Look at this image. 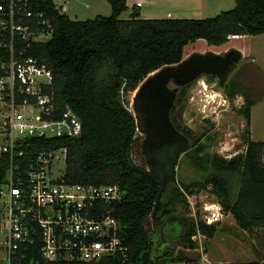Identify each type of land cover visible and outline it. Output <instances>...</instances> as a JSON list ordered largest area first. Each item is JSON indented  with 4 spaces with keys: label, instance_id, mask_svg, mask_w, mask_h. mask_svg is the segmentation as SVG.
Wrapping results in <instances>:
<instances>
[{
    "label": "trees",
    "instance_id": "obj_1",
    "mask_svg": "<svg viewBox=\"0 0 264 264\" xmlns=\"http://www.w3.org/2000/svg\"><path fill=\"white\" fill-rule=\"evenodd\" d=\"M109 3L110 15L86 20L60 14L51 0H37L33 4L34 10L45 11L51 17L52 32L46 41L32 43L28 52L52 71V83L46 92L60 109L71 108L82 124L78 137L39 138L33 142L37 149L67 147L64 173L67 182L119 185L122 196L109 207L120 222L129 258L122 261L104 257L94 262L51 264L192 262L194 258L185 253V249L196 248L191 237L197 232L213 237L215 225L195 221L193 217L180 220L177 242L170 247L163 230L147 229V218L158 198L175 212L179 207L188 208L187 195L209 186L221 208L233 215L242 230L259 228L264 234V140L255 141L247 136L245 151L227 159L204 151L203 133L193 137L184 159L202 176L174 179L162 188L151 169L135 164L131 157L138 130L125 98L148 74L181 62L189 42L204 39L217 46L233 36L264 33V0H235L233 8L201 19H140L136 10L129 18H120L128 8L127 0H109ZM232 50L241 57L238 50ZM6 55L0 49V57ZM105 64H110L113 72L100 84L97 74ZM187 87L188 84L183 87L177 103L184 99ZM224 91L228 97L238 92L244 94L240 111L245 117L247 134L251 107L256 101L234 81L225 85ZM8 165L7 154L1 153L0 184ZM175 246L180 247L175 250Z\"/></svg>",
    "mask_w": 264,
    "mask_h": 264
},
{
    "label": "built area",
    "instance_id": "obj_2",
    "mask_svg": "<svg viewBox=\"0 0 264 264\" xmlns=\"http://www.w3.org/2000/svg\"><path fill=\"white\" fill-rule=\"evenodd\" d=\"M36 1L0 0V49L7 54L0 57V154L9 158L0 184V264L125 261L129 247L109 207L122 196L119 185L67 182V147L37 149L33 142L82 132L71 108L60 109L46 92L50 68L28 52L52 32L51 17L32 8ZM66 2L51 0L60 14Z\"/></svg>",
    "mask_w": 264,
    "mask_h": 264
},
{
    "label": "rangeland",
    "instance_id": "obj_3",
    "mask_svg": "<svg viewBox=\"0 0 264 264\" xmlns=\"http://www.w3.org/2000/svg\"><path fill=\"white\" fill-rule=\"evenodd\" d=\"M136 1L127 0V11L136 10L140 19L208 18L235 5V0H138L142 6L136 7L134 6ZM66 5L67 15L74 20L94 19L97 15L108 16L111 13L109 0H67ZM127 11H124L120 18H127L129 15ZM167 13L170 16L167 17ZM232 49L238 50L241 57L231 64L224 82L219 83L218 77L202 72L189 82L184 100L175 104L173 114L176 124L191 136L189 137L191 141L193 137L203 133L201 142L204 144V151L211 155L219 154L227 159L245 151L247 136L255 141L264 140V33L244 35L241 38L233 36L217 46L208 44L204 39H197L186 44L183 53L184 60L193 54L221 55ZM112 72L113 67L105 64L98 71L97 82L104 83ZM147 77L136 89L125 94L133 114L134 96ZM231 81L238 83L256 101L251 107L247 134L245 117L240 111L245 101L244 94L238 92L228 97L224 91L225 85ZM203 82L207 87H204ZM143 137L144 135L138 131L131 157L135 164L149 168L141 148ZM175 172V180L197 179L202 176L184 159L183 155ZM186 198L189 205L187 209L176 208L173 214L162 219L159 227L149 216L147 229L150 232L163 230L165 241L170 247L177 242L175 236L181 228L179 221L188 217L203 222L207 217H212L215 219L212 224L215 225L216 232L213 237L196 233L193 239L191 237L196 248L185 249L186 255L194 258V261L182 260L172 264H251L253 262L264 264V234L261 229L242 230L235 223L233 215L221 208L219 199L210 191V186L205 190L196 189L194 194H189ZM207 206L212 208L206 209ZM179 247L175 246L174 249L177 250Z\"/></svg>",
    "mask_w": 264,
    "mask_h": 264
},
{
    "label": "water",
    "instance_id": "obj_4",
    "mask_svg": "<svg viewBox=\"0 0 264 264\" xmlns=\"http://www.w3.org/2000/svg\"><path fill=\"white\" fill-rule=\"evenodd\" d=\"M195 56L196 54H193L190 58L182 60L178 64L164 66L160 70L153 73L139 86L133 99L134 116L137 123V130L146 132L149 139L156 138V142H164V134L171 128L168 111L174 99V91H169L164 87L168 77L172 76V74H178L180 79L176 78L175 80L179 79L185 83L190 82L202 72H206V70L201 67L196 69L197 66L195 65L186 66L191 58ZM237 59H239V57H237ZM232 63L233 61L231 62V60L217 59L216 65H219L222 70V73H220L221 83L224 82L227 74L229 73ZM197 65L202 66L206 65V63L199 62ZM143 90H146L148 93L146 96L142 95ZM186 149L187 146H184L180 149H170L169 153L172 155H177L180 151H184ZM174 164V160L166 163L152 164L151 171L159 179L162 188L165 187V174L173 173ZM160 208L161 202L158 198L154 207V211H157ZM169 211L170 209H166L161 213V215Z\"/></svg>",
    "mask_w": 264,
    "mask_h": 264
},
{
    "label": "flooded vegetation",
    "instance_id": "obj_5",
    "mask_svg": "<svg viewBox=\"0 0 264 264\" xmlns=\"http://www.w3.org/2000/svg\"><path fill=\"white\" fill-rule=\"evenodd\" d=\"M237 57H238L237 54L233 50L225 52L224 54H221V55L213 54V53L199 54V55L196 54V56L191 58V60L188 62V64H186V66L195 65V66H197L196 69H199L200 67L204 68L206 70V73L208 72L209 74H213L215 77H218L219 83H221L220 82V80H221L220 73H222V70H221V67H219V65H216L217 59H227V60H231V62L232 61L234 62V60L237 59ZM199 62H201V63L205 62L206 65L198 66L197 64ZM156 71H158V70H156ZM150 76H148L146 78V80ZM176 78H179L178 74H172V76L168 77L167 82L164 84V87L166 89H168L169 91H174V99H173L172 105L168 111V113H169L168 117H169V121L171 124V128H170V130H167L165 132L164 142L158 143V142H156V138L149 139L147 137L146 132H141L139 130V133L144 135L143 140L141 141V148H142V153L144 155V159L147 162V164L149 165L150 169H151V166L153 163H166V162H171V160H174V162H175L173 173L172 174H167V173L165 174V186H167L170 182H172L175 179V177H176L175 176L176 175L175 168H176L178 162L180 161V158L182 157V155L184 156L185 153L192 146V141L190 140L188 133L184 132V130L182 128H179L178 125L176 124V122L173 121L174 107H175V104H177V98H178L180 92L182 91L183 87L186 86L187 84H189V82L184 83V82L180 81L179 80L180 78L175 80ZM147 94L148 93L146 92V90H143L142 95L146 96ZM184 146H187V149L184 151H180L177 155H172L169 153L170 149H175V148L180 149ZM166 209H170V208L168 206H166V204L164 202H161V208L158 209L157 211L152 212L151 218H152L155 225L159 226L162 222V219L165 216L173 214V211L170 209L169 212L161 215V213L164 212Z\"/></svg>",
    "mask_w": 264,
    "mask_h": 264
},
{
    "label": "bare ground",
    "instance_id": "obj_6",
    "mask_svg": "<svg viewBox=\"0 0 264 264\" xmlns=\"http://www.w3.org/2000/svg\"><path fill=\"white\" fill-rule=\"evenodd\" d=\"M235 38H241L242 36L241 35H237V36H234ZM204 85V87H207V85L203 82L202 83ZM209 208H212V206H207L206 209H209ZM212 218V217H211Z\"/></svg>",
    "mask_w": 264,
    "mask_h": 264
},
{
    "label": "crops",
    "instance_id": "obj_7",
    "mask_svg": "<svg viewBox=\"0 0 264 264\" xmlns=\"http://www.w3.org/2000/svg\"><path fill=\"white\" fill-rule=\"evenodd\" d=\"M137 1H138V0H137ZM137 1H136V2H137ZM134 6H136V5L134 4ZM140 6H142V3H141V5H140ZM140 6H136V7H140ZM127 7H128V6H127ZM127 10H128V8H127ZM127 10H126V11H127ZM127 12H128V11H127ZM131 12H132V11H131ZM131 12H128V13H129V15L131 14ZM168 14H169V13H167V17H168ZM129 15L127 16V18H129ZM169 16H170V14H169Z\"/></svg>",
    "mask_w": 264,
    "mask_h": 264
},
{
    "label": "clouds",
    "instance_id": "obj_8",
    "mask_svg": "<svg viewBox=\"0 0 264 264\" xmlns=\"http://www.w3.org/2000/svg\"><path fill=\"white\" fill-rule=\"evenodd\" d=\"M217 221V220H216Z\"/></svg>",
    "mask_w": 264,
    "mask_h": 264
}]
</instances>
